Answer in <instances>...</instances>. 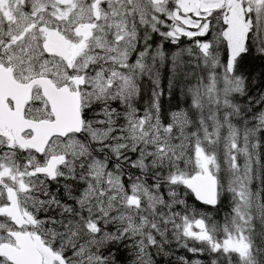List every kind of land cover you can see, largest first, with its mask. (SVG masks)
<instances>
[{"label": "snow or ice", "instance_id": "6c2138e0", "mask_svg": "<svg viewBox=\"0 0 264 264\" xmlns=\"http://www.w3.org/2000/svg\"><path fill=\"white\" fill-rule=\"evenodd\" d=\"M0 264H264V0H0Z\"/></svg>", "mask_w": 264, "mask_h": 264}]
</instances>
